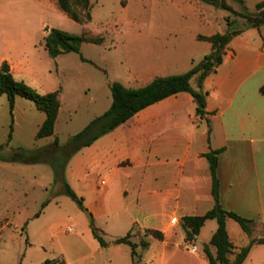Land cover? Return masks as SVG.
<instances>
[{
  "label": "crops",
  "instance_id": "0c3cea01",
  "mask_svg": "<svg viewBox=\"0 0 264 264\" xmlns=\"http://www.w3.org/2000/svg\"><path fill=\"white\" fill-rule=\"evenodd\" d=\"M2 15L0 7V21ZM4 62L11 64L15 77L23 73L19 65L16 74L14 63ZM263 86L264 25L235 37L223 64L204 81L203 91L209 94L204 116L197 114L191 94L180 93L143 110L75 155L66 170L67 183L84 199L97 227L110 235L105 239L110 246L103 248L89 228L87 235L61 242L58 258L65 264H96L97 256V264H134L131 247L114 244L131 233L132 242L149 244L144 251L137 249L141 264H209L204 245L217 232V221H207L194 253L188 249L182 219L203 216L214 207L205 158L211 151H221L223 208L256 223L250 236L235 220L227 221L234 245L231 260L253 240L264 241ZM146 230L160 231L165 238L146 237ZM36 247L29 243L23 264L31 254L39 264L58 259H49ZM212 252L216 254V248ZM244 264H264V243L252 246Z\"/></svg>",
  "mask_w": 264,
  "mask_h": 264
},
{
  "label": "rangeland",
  "instance_id": "374dc122",
  "mask_svg": "<svg viewBox=\"0 0 264 264\" xmlns=\"http://www.w3.org/2000/svg\"><path fill=\"white\" fill-rule=\"evenodd\" d=\"M244 1L226 0L232 13L198 0H94L88 28L105 43H84L80 53L53 59L44 45L50 31L82 35L84 27L63 13L56 0H0V65L14 63L16 74L19 65L23 73L17 79L40 94L63 88L56 134L44 139H37V133L46 115L35 103L18 98L12 113L8 96H2L0 147L7 155L18 149L35 152L56 138L66 147L111 108L113 83L142 88L156 78L186 74L211 52V44L201 42L199 35L226 33L227 20L233 30L245 29L241 14H255L264 0ZM37 165L0 161V264H23L31 242L37 244L35 251L58 258L61 242L91 229L90 215L66 194L63 183H55L53 169ZM34 257L29 255L24 264H39ZM100 261L97 256L96 264Z\"/></svg>",
  "mask_w": 264,
  "mask_h": 264
},
{
  "label": "trees",
  "instance_id": "16d2710c",
  "mask_svg": "<svg viewBox=\"0 0 264 264\" xmlns=\"http://www.w3.org/2000/svg\"><path fill=\"white\" fill-rule=\"evenodd\" d=\"M56 1L63 13L84 27V32L82 35H73L59 29H52L44 39L45 49L51 58L57 59L64 54L80 53L81 46L84 43L95 45L105 43V38L102 35L94 34L88 28V25L93 21V0ZM198 1L235 13L226 0ZM235 1L245 5L244 0ZM241 16L248 24L243 30H233V23L227 20L229 29L226 33L215 34L210 37L199 36V40L209 42L212 45V51L188 73L156 78L149 85L139 89H130L120 83H113L111 86L113 98L111 108L74 136L66 147L60 145L58 138H56L53 145L35 152L18 149L13 154L7 155L5 149L0 147V161L24 165H49L54 171L55 183H63L66 194L90 215L91 230L94 237L103 248H108L110 244L105 240L103 231L96 226L95 218L86 208L84 199L79 197L67 183L66 170L70 161L81 150L90 147L103 136L126 124L143 110L180 93L191 94L197 104V114L204 116L209 95L208 92L203 91L204 81L223 64L227 49L235 37L248 29L261 28L264 25V1L257 4L255 14L243 13ZM82 60L89 62L83 57ZM194 80L196 86H193ZM62 92L63 88L60 87L53 92L40 94L26 82L18 80L12 73L8 62H4L0 66V98L5 95L8 96L12 113L16 108L17 99L23 98L33 101L37 109L46 115V120L37 133V139L55 136L62 108ZM261 93L264 96V86L261 88ZM220 153L221 151H211L205 155V158L209 161L212 174V194L215 201L213 209L203 216L183 218L182 228L185 231L187 242L194 244L207 221L216 220L218 230L211 242L204 245V254L209 264H244L252 246L256 243H264V241L253 240L247 248L237 255L234 261L231 260L234 245L228 233L227 221L229 219L235 220L243 231L250 236L253 234L256 223L223 208L220 201V180L218 177ZM145 236L153 237L159 241H163L165 238L162 232L156 230H146ZM131 238L132 234L129 233L126 237L117 239L114 244L129 245L132 249L134 264H141V256L138 254L137 249L141 248L144 251L149 247V244L146 241L136 244L132 242ZM213 247L216 248V254L212 252ZM44 264H65V262L59 263L56 260H47Z\"/></svg>",
  "mask_w": 264,
  "mask_h": 264
},
{
  "label": "built area",
  "instance_id": "2783aa9c",
  "mask_svg": "<svg viewBox=\"0 0 264 264\" xmlns=\"http://www.w3.org/2000/svg\"><path fill=\"white\" fill-rule=\"evenodd\" d=\"M75 230L73 228H70L69 229V232H74ZM188 249L191 250L192 252L194 253H197L198 252V247L194 244H188Z\"/></svg>",
  "mask_w": 264,
  "mask_h": 264
}]
</instances>
